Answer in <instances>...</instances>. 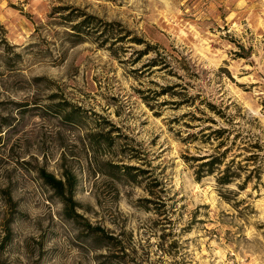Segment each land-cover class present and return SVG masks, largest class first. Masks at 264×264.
<instances>
[{
	"label": "rangeland",
	"instance_id": "374dc122",
	"mask_svg": "<svg viewBox=\"0 0 264 264\" xmlns=\"http://www.w3.org/2000/svg\"><path fill=\"white\" fill-rule=\"evenodd\" d=\"M155 53L170 66L146 70ZM178 92L264 148V0H0V264H264V172L229 201L196 180L183 157L215 142L185 139L202 126ZM39 168L74 175L80 217Z\"/></svg>",
	"mask_w": 264,
	"mask_h": 264
},
{
	"label": "trees",
	"instance_id": "16d2710c",
	"mask_svg": "<svg viewBox=\"0 0 264 264\" xmlns=\"http://www.w3.org/2000/svg\"><path fill=\"white\" fill-rule=\"evenodd\" d=\"M91 24L90 18H87L74 25V28H80V25L89 28ZM78 31L81 32V28ZM120 38L123 37L120 36ZM130 39L136 43L143 42L137 37H130ZM153 49L154 46L146 44L145 49L139 51V55L148 54ZM168 66L170 64L166 57L155 53L146 62L144 68L146 70L153 67L165 69ZM171 89L172 86H168L159 94H167ZM178 94L181 95V101L174 100L169 103L175 104L177 107L180 105L194 107L199 114L197 115L192 111L182 113L179 117L180 119L185 120L188 118L191 122H197L191 124L185 121L183 124L189 128L202 126L196 129L195 132H188L185 139H198L201 143L209 144L215 142L211 153L201 156L185 155L183 157L184 161L193 164L196 180L200 181L206 175L215 174V183L220 189L219 195L226 201L230 200L229 194L234 192L229 189V185L236 184L239 190H244L250 182L260 183L264 172V148L258 138H254L249 135L247 130H243L240 122H233L234 116L239 114H230L226 108L217 107L206 99L200 100L203 105V109H200L195 107V98L192 95L183 92H178ZM182 95H184V98H182ZM202 110L212 112V116L224 122L223 125L217 124L218 121L214 117L207 116ZM75 112L74 109L70 108L64 111L63 116L67 121L75 122ZM37 175L40 181L53 190L61 199L62 211L67 219L74 220L76 217H80V213L77 212L78 205L72 199L76 185L73 174L64 172L60 177H56V175L46 171L44 168H39ZM85 226L89 235L97 240V248L110 249L120 245V241L115 236L106 233L101 227L92 226L89 221H85Z\"/></svg>",
	"mask_w": 264,
	"mask_h": 264
}]
</instances>
